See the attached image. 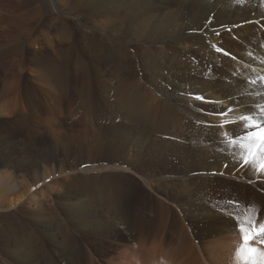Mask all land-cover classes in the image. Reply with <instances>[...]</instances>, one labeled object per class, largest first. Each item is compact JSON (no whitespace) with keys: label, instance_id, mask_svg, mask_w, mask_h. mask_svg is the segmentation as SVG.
<instances>
[{"label":"bare ground","instance_id":"bare-ground-1","mask_svg":"<svg viewBox=\"0 0 264 264\" xmlns=\"http://www.w3.org/2000/svg\"><path fill=\"white\" fill-rule=\"evenodd\" d=\"M86 1L90 13L109 16L116 12L111 8L132 9L137 4L132 24L133 28H139L136 35L144 44L139 46L125 37L121 40L125 43L122 46L112 43L104 46L114 68L111 75L116 79L117 88L104 85L94 90L81 82L69 91L79 116L94 130L102 128L100 143L78 138L79 149L98 154L75 162L72 173L92 180L87 193L114 206L111 209L105 204L103 213L104 210L87 206L91 203L82 202L80 206L70 205L71 216L91 219L103 215L113 221H120L121 217L133 221L123 199L109 185L114 178L127 177L137 179L148 190L156 186L166 198L177 194L178 189L194 186L190 205L199 217L218 223L226 220L245 224L255 200L264 190V171L259 170L264 154L252 157L239 168L241 161L249 157L248 145L254 143L239 135L246 125L264 123V36L257 38L253 33L256 27L264 28V0H147L142 3L132 0L131 4V0ZM170 10L174 11L169 13ZM128 46L135 48L131 50ZM218 48L223 51H217ZM241 56L246 64L233 66L232 58L238 60ZM197 96L203 99H196ZM228 109L233 111L227 112ZM221 111L227 114L219 115ZM208 112L211 114L207 115ZM241 116L250 119L242 120ZM137 125L147 126L150 132L161 136L154 137L156 144L151 145L154 147L151 152L144 145L139 146L135 137ZM226 138L235 145H223ZM243 141L247 147L241 153ZM191 157L196 163L184 166L183 161ZM97 158L103 159L104 164L99 165L102 160ZM63 173V168L57 172L47 170L24 188L21 198L15 192L10 194L9 208H15L20 200L35 203L39 195L52 191L58 183L56 179ZM47 179L51 180L48 184ZM35 187L29 195L30 188ZM4 195L0 191V198ZM4 205L0 202V209ZM47 228L53 230L52 226ZM118 229L121 230L120 224ZM226 231L203 246L189 245L187 237L180 240L176 237L177 245L170 247L164 241L165 236L161 238L163 234H158L160 238L140 234L133 246L121 252L115 242L120 234L96 237L48 234L53 242L48 247L42 238L22 234L2 239L0 244L10 260L20 259L25 264H82L86 246L94 243V250L99 251L103 249L99 244L104 242H110L108 250L118 254L115 262L110 260L113 264H243L237 254L241 244L239 229L229 224ZM261 239L264 237L252 243L258 250V264L264 256ZM92 258L90 264H98Z\"/></svg>","mask_w":264,"mask_h":264},{"label":"rangeland","instance_id":"rangeland-1","mask_svg":"<svg viewBox=\"0 0 264 264\" xmlns=\"http://www.w3.org/2000/svg\"><path fill=\"white\" fill-rule=\"evenodd\" d=\"M145 1L147 0H137L139 3ZM135 7L127 9L124 6L125 9L120 10L111 8L112 12L118 11L113 13L114 16H97L87 10L86 0H0V191L5 194L0 198V202L5 204L0 209V240L14 235H36L48 247L53 244L48 234H79L90 237L120 234L115 242L118 244L116 249L121 252L133 246L140 234L158 238V234H163L161 238L165 236V244L170 247L174 243L177 245V238L180 240L186 237L189 245L203 246L211 244L219 235L226 234L229 224H241L237 221L228 223L226 220L218 223L199 217L190 205L194 186L178 189L177 194L166 198L156 186L148 190L137 179L127 177L114 178L109 185L123 199V205L133 221L131 219L128 222L123 217L120 221H113L114 219H106L103 215L102 218L83 219L73 217L69 212L70 205L80 206L82 202L84 205L91 203L87 206L92 205L102 212L107 206L114 208L87 193L92 180L88 181L84 176L72 173L75 162L98 154L84 148L79 149L78 138L100 143L99 133H102V128L95 127L96 132L94 127L79 116L69 91L74 84L81 82L94 90H99L104 85L110 89L118 87L116 79L111 75L114 68L104 46L106 43L122 46L125 43L121 40L125 37L139 46L144 44L136 35L139 28H133L132 24ZM172 11L174 10L169 13ZM253 33L257 38L262 37L264 28L256 27ZM238 37L236 39L240 40ZM134 48L135 46L129 47L131 50ZM232 60L233 66L246 64V59L242 56L238 60ZM209 114L211 112L207 115ZM136 130L135 137L139 146L144 145L151 152L154 148L151 145L156 144L154 139L161 136L150 132L147 126L142 128L137 125ZM87 132L90 136L83 137ZM242 134L244 132L239 135L241 139ZM223 140L226 147L235 145L230 138ZM179 142L178 140L177 143ZM244 143L243 141L240 148L241 153L247 147ZM97 159L102 160L99 165L104 164L103 159ZM153 160L162 162L160 159ZM185 160L184 166L196 163L192 157ZM60 168H63L64 173L56 179L58 183L53 185L52 191L42 197L39 195L35 203L27 204L20 200L15 208H9L7 198L10 194L15 192L18 199L21 198L24 188L33 184L35 179L40 178L47 170L55 169L57 172ZM45 181L48 184L51 180ZM35 189L36 187L30 188L29 195ZM261 192L260 197L255 200L251 215L243 223L246 227L252 222H256L257 226L264 223V190ZM105 212L104 210L103 213ZM118 223L121 230L118 229ZM47 226H52L53 230H48ZM99 245L103 247L99 251L94 250V243L86 246L82 264H90L91 257L98 264H113L117 260L118 254L108 250L110 242ZM2 261L4 264H25L20 259L10 260L0 244V262Z\"/></svg>","mask_w":264,"mask_h":264},{"label":"snow or ice","instance_id":"snow-or-ice-1","mask_svg":"<svg viewBox=\"0 0 264 264\" xmlns=\"http://www.w3.org/2000/svg\"><path fill=\"white\" fill-rule=\"evenodd\" d=\"M217 51H223L217 49ZM227 55V53H225ZM196 99H203L202 96H197ZM233 109H228L227 112H231ZM219 115H226L225 111L218 113ZM242 120L250 119L247 116H241ZM251 129V130H250ZM242 139L254 141L248 145L249 157H256L258 154H264V123L253 122L250 125H246L244 129V135ZM248 159H245V165L248 163ZM259 170L264 171V159L259 162ZM239 228L241 233V244L237 249V254L241 257L243 264H258L257 253L258 250L252 246V243L258 237H264V223L257 226L256 222H252L250 226L243 224H233V228ZM260 243L264 244V239L260 240ZM259 264H264V256H262Z\"/></svg>","mask_w":264,"mask_h":264}]
</instances>
